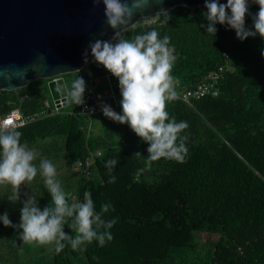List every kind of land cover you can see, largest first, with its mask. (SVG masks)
<instances>
[{"label":"trees","instance_id":"1","mask_svg":"<svg viewBox=\"0 0 264 264\" xmlns=\"http://www.w3.org/2000/svg\"><path fill=\"white\" fill-rule=\"evenodd\" d=\"M202 10L191 17L187 9L177 7L167 17L140 21L122 32L130 37L155 28L161 36L168 35L177 57L172 74L183 89L200 83L218 66L223 68L216 96L191 105L178 98L166 102L170 116L188 123L182 130L188 148L185 159L148 160L146 142L126 124L103 115L100 130L93 134L77 106L71 113L47 110L16 128L21 141L37 150V161L48 158L56 164L70 201L83 199L88 191L96 210L111 203L103 216L116 218L112 239L102 246L95 240L86 242L78 249L65 242L59 252L54 243H43V251L35 253L34 245L22 241L17 230L0 225V264H264V58L260 55L264 41L259 37L240 41L221 25L216 26L215 37L205 34L200 27ZM256 10L250 4V12ZM85 70L93 78L105 73L91 62ZM78 76L89 83L83 72L60 77L72 84ZM46 81L0 92V112L11 108L10 101L24 116L41 112L48 94ZM114 109L119 111V105ZM114 157L117 164L109 171L106 161ZM87 158H92L87 170L75 166ZM110 176L115 181L110 182ZM41 185L39 174L24 182L21 198L30 192L39 196ZM11 190V185H0V212L6 210L16 223L21 205L7 200ZM115 190L129 194L125 207L115 205ZM64 230L75 235L67 226Z\"/></svg>","mask_w":264,"mask_h":264},{"label":"clouds","instance_id":"2","mask_svg":"<svg viewBox=\"0 0 264 264\" xmlns=\"http://www.w3.org/2000/svg\"><path fill=\"white\" fill-rule=\"evenodd\" d=\"M103 5V15L107 26L113 30L108 39L89 41L82 50L84 63L89 62L102 67L115 79L119 92V111L111 104L97 97L99 111L105 117L129 129L147 144L148 160L161 157L183 161L188 152L182 130L188 127L185 120H177L166 110V102L177 95L174 87L172 68L177 57L169 45L170 37L161 36L155 29L136 33L130 37L122 34L121 28L128 22L132 10L142 0H99ZM97 3V0H93ZM250 4L257 10L250 12ZM167 16V10L160 8L156 15ZM203 23L200 27L205 34L215 37L217 25L225 26L243 41L259 37L264 41V0H204L201 12ZM246 18L249 23H246ZM264 58V48L260 49ZM87 83L83 76L72 81L67 96L70 101L83 105L88 111H95L86 103ZM22 133L15 127L0 126V185H11L7 200L19 202V219L13 223L8 212H0V225L17 230L18 237L26 242H53L59 252L67 242L71 248L78 249L93 240L102 246L112 239L110 229L116 218L105 219L103 213L111 207L104 202L96 210L91 193L85 191L83 199L69 200L57 167L52 160L40 158L38 152L22 142ZM116 157L106 161L112 171L117 164ZM39 174L43 187L50 200L39 206L32 192L21 198L20 186ZM110 176L109 181H115ZM65 226L75 231V235L64 230Z\"/></svg>","mask_w":264,"mask_h":264},{"label":"water","instance_id":"3","mask_svg":"<svg viewBox=\"0 0 264 264\" xmlns=\"http://www.w3.org/2000/svg\"><path fill=\"white\" fill-rule=\"evenodd\" d=\"M131 6L132 0H128ZM204 0H142L121 31L138 22L151 23L184 7L193 17ZM160 8L167 16L156 15ZM113 34L97 0H0V92L16 91L36 80H48L55 108L68 104L61 75L83 72L82 50L89 41Z\"/></svg>","mask_w":264,"mask_h":264},{"label":"built area","instance_id":"4","mask_svg":"<svg viewBox=\"0 0 264 264\" xmlns=\"http://www.w3.org/2000/svg\"><path fill=\"white\" fill-rule=\"evenodd\" d=\"M223 68L218 66L216 69L208 72L204 77L203 81L195 84L190 88L183 89L180 85V82L174 79V87L177 95L175 98H178L181 102L186 105H191L192 101L200 100L205 96H216L218 93V82L222 76ZM84 74L89 76V84L86 89L85 99L86 103L89 107H95V111H88L83 105L77 104V112L80 116L85 118H93L95 116H101V112L99 111V101L97 97L100 99L113 103V108L118 106V102L116 101L117 95L114 92V83L112 82V77H110L106 72L101 78H93L88 73L87 70L84 69ZM92 81H103V87L100 89H95L92 85ZM24 97L20 100L23 101ZM8 104H12L11 108L4 113L0 112V126H8L19 128L27 123L33 122L37 118L46 115L47 110H58L57 108H53L49 102L46 100L43 102V110L37 114L24 116L18 106H15L11 101ZM3 105L6 106V101L3 102ZM1 106V105H0ZM99 155V153L97 154ZM92 158H87L83 162L77 161L75 166L77 168H83L87 170L90 166Z\"/></svg>","mask_w":264,"mask_h":264},{"label":"rangeland","instance_id":"5","mask_svg":"<svg viewBox=\"0 0 264 264\" xmlns=\"http://www.w3.org/2000/svg\"><path fill=\"white\" fill-rule=\"evenodd\" d=\"M112 80L114 82H116L115 79L112 78ZM47 81H46V83H47ZM88 84L89 83H87V86H88ZM95 84L97 85V86L95 85L97 87V89H100L103 87L104 82L98 81ZM65 86H66V90L68 93L69 89L71 88V84H70V81L68 78L65 80ZM46 99L49 102V104L55 109V106L53 105V102H52L49 94H47ZM118 100H119V96H117L116 101L118 102ZM67 102H68V104L66 106H63L60 108V111L63 113H71L74 110V108L77 106V104L70 101L68 96H67ZM102 122H103L102 116H95L92 119L88 118V120L86 121V126H89V130L93 134H97L98 131L100 130L101 126H102ZM120 139H122V138H120ZM112 196L114 197L115 205H119L120 208L125 207V205H127L129 200H130L129 194L125 193L124 191L115 190V192ZM37 197H39L38 201H39L40 207L45 206L49 202L50 197H49L48 193L46 192V190L44 189L43 185H41V187H39V196H37ZM46 243H48V246H49V243H53V242H46ZM31 244L34 245L33 247L35 249V253L43 251V248H42L43 243L31 242Z\"/></svg>","mask_w":264,"mask_h":264},{"label":"crops","instance_id":"6","mask_svg":"<svg viewBox=\"0 0 264 264\" xmlns=\"http://www.w3.org/2000/svg\"><path fill=\"white\" fill-rule=\"evenodd\" d=\"M97 82H98V81H97ZM97 82H96V83H97ZM95 85H96V84H95ZM95 85H94V88L97 89V87H96L97 85H96V86H95ZM117 96H118V95H117Z\"/></svg>","mask_w":264,"mask_h":264}]
</instances>
